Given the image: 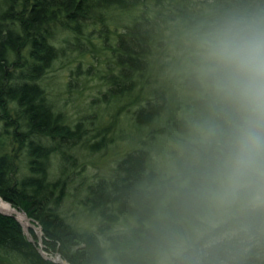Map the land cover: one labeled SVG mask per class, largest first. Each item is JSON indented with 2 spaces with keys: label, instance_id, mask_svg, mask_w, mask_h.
I'll use <instances>...</instances> for the list:
<instances>
[{
  "label": "trees",
  "instance_id": "trees-1",
  "mask_svg": "<svg viewBox=\"0 0 264 264\" xmlns=\"http://www.w3.org/2000/svg\"><path fill=\"white\" fill-rule=\"evenodd\" d=\"M233 11L264 15V0H0V198L41 230L31 226V240L0 211V264H61L40 248L67 264H264V209L221 207L207 195L234 117L199 78L194 39ZM97 42L113 61L106 92L143 95L134 124L164 119L182 145L168 172L140 146L89 181L77 198L95 217L85 226L63 203L72 149L89 138L54 106L43 78L65 48L83 54ZM171 50L172 61L183 58L180 87L189 97L178 117L160 85L144 94L157 82L154 61ZM218 207L229 215L217 223Z\"/></svg>",
  "mask_w": 264,
  "mask_h": 264
},
{
  "label": "rangeland",
  "instance_id": "rangeland-1",
  "mask_svg": "<svg viewBox=\"0 0 264 264\" xmlns=\"http://www.w3.org/2000/svg\"><path fill=\"white\" fill-rule=\"evenodd\" d=\"M111 35L110 33L112 39ZM62 36L63 34H59L58 40ZM57 43L61 44L60 41ZM85 45L90 50L83 54L78 50L65 48L46 72L43 83L47 86L54 106L64 112L71 124L80 120L85 129L82 136L89 138L86 144H82L80 140L72 149L73 157L77 161L72 167L74 178L69 184V193L63 207L73 222L92 226L95 224V217L80 206L77 200L86 191L89 181L100 175H108L116 160L125 151L140 146L148 148L155 165L168 172L174 166L182 139L180 140L164 119L148 126L134 124L132 111L143 101L144 96L131 94L118 100L111 97V93L106 92L109 85L107 76L110 74L107 69L113 63L110 51L102 50L99 42L95 46L90 43ZM170 53L169 56L154 61L153 69L158 71L157 82L147 86L144 94L150 95L152 89L160 85L166 96L167 112L170 116L178 117L181 113L180 107L189 101V97L180 87V72L185 69V64L183 58L180 61H172L174 52L171 50ZM77 190L79 193L74 196ZM213 215L217 216L218 220L214 222L218 223L224 221L229 214L225 209L218 207ZM30 227L23 226V230L31 237ZM33 230L36 235L41 236L37 224ZM174 249V253L179 251L178 247ZM40 250L45 256L53 259L59 256L49 254L41 248ZM162 260L165 261V257Z\"/></svg>",
  "mask_w": 264,
  "mask_h": 264
},
{
  "label": "clouds",
  "instance_id": "clouds-1",
  "mask_svg": "<svg viewBox=\"0 0 264 264\" xmlns=\"http://www.w3.org/2000/svg\"><path fill=\"white\" fill-rule=\"evenodd\" d=\"M196 72L234 119L210 177L217 206L264 209V15L227 13L194 39Z\"/></svg>",
  "mask_w": 264,
  "mask_h": 264
},
{
  "label": "bare ground",
  "instance_id": "bare-ground-1",
  "mask_svg": "<svg viewBox=\"0 0 264 264\" xmlns=\"http://www.w3.org/2000/svg\"><path fill=\"white\" fill-rule=\"evenodd\" d=\"M0 210L5 211V212L10 211L12 215H15V216L17 215L16 218L22 223V225H24L25 228L30 226V220L26 217L27 215L24 213V211L17 209V208H13L11 204L5 202L1 198H0ZM38 228L40 229L39 226ZM65 263L67 264V262Z\"/></svg>",
  "mask_w": 264,
  "mask_h": 264
},
{
  "label": "water",
  "instance_id": "water-1",
  "mask_svg": "<svg viewBox=\"0 0 264 264\" xmlns=\"http://www.w3.org/2000/svg\"><path fill=\"white\" fill-rule=\"evenodd\" d=\"M0 211L3 212V213H8L9 215L12 214L10 211H9V212H5V211H2V210H0ZM24 213H25V211H24ZM25 214H26V213H25ZM26 215H27V214H26ZM26 217L30 220V218L28 217V215H27ZM20 223H21V222H20ZM21 225H22V223H21ZM23 226H24V225H23ZM30 226H32V227L35 226V224H33L31 220H30ZM32 237H33V236H32ZM32 237H30L31 240H33ZM60 257H61V256L59 255L58 257L54 258L55 261H58V262H60L61 264H66L65 261H63Z\"/></svg>",
  "mask_w": 264,
  "mask_h": 264
}]
</instances>
